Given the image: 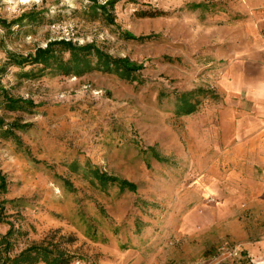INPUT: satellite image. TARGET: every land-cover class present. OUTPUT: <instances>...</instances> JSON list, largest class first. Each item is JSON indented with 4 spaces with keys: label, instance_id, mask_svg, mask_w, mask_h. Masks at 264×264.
<instances>
[{
    "label": "rangeland",
    "instance_id": "1",
    "mask_svg": "<svg viewBox=\"0 0 264 264\" xmlns=\"http://www.w3.org/2000/svg\"><path fill=\"white\" fill-rule=\"evenodd\" d=\"M92 1L105 0H0V66L5 50L25 55L54 40L93 43L144 66L133 80L99 72L40 75L37 66L24 68L36 72L30 77L15 66L0 72L10 96L33 103L10 110L0 96V171L7 180L0 196L1 254L12 227L11 255L35 244L79 264H169L163 260L177 256L179 224L193 211L206 215V207L224 214L215 212L214 223L198 229L203 248L193 255L196 262L174 264L210 263L226 243L242 251L223 264H264V247L256 255L245 248L262 212L231 213L242 200L201 192L209 181V153L224 160L223 140L209 137V117L219 95L214 78L222 50L237 38L244 0H120L114 25L93 13ZM194 3L207 8L191 9ZM153 11L163 13L138 14ZM124 30L157 37L126 40ZM198 88L208 94L192 99L200 101L197 110L177 114V95ZM14 123L28 127L14 129ZM225 142L234 143L231 137ZM91 168L136 184V192L102 186Z\"/></svg>",
    "mask_w": 264,
    "mask_h": 264
},
{
    "label": "crops",
    "instance_id": "2",
    "mask_svg": "<svg viewBox=\"0 0 264 264\" xmlns=\"http://www.w3.org/2000/svg\"><path fill=\"white\" fill-rule=\"evenodd\" d=\"M263 5L264 0H244L237 38L234 42H227L224 46L226 48L223 47V64L214 78L219 95L209 117V137L219 136L223 140L224 160L215 161L214 155L209 153V159L212 158V163H209V181L201 190L204 198L214 196L223 200H242L239 206L230 207V211L242 208L244 213L251 212L256 216L262 212L259 226L254 225L252 230L248 229L250 237L245 248L251 255L258 254L259 247H264ZM230 137L234 143L227 144L225 141ZM205 208L206 215L198 216L196 210L182 220L177 228L181 240L173 250L177 256H167L163 263L196 262L197 258L193 255L195 252L199 255L203 248L196 237L198 229L208 222L210 227L216 219L215 212L223 211ZM258 238L259 241H254ZM148 258L149 263L154 261L153 255ZM130 262H133V258ZM112 263L116 264L117 260Z\"/></svg>",
    "mask_w": 264,
    "mask_h": 264
},
{
    "label": "trees",
    "instance_id": "3",
    "mask_svg": "<svg viewBox=\"0 0 264 264\" xmlns=\"http://www.w3.org/2000/svg\"><path fill=\"white\" fill-rule=\"evenodd\" d=\"M120 0H105L103 3L92 1L89 8L92 9L95 15H98L107 24L114 25V9ZM191 9H205L207 6L203 3H194L190 5ZM99 13V14H98ZM163 12H140V16H159ZM20 21V20H19ZM16 21L14 23H19ZM121 36L126 40L133 41H149L155 39L156 35L135 36L129 31H122ZM7 66H15L20 68L19 75L21 77H30L35 75L32 69L25 71L26 66H37L38 72L41 74L46 71L54 74H59L65 77H82L92 72L103 74H113L121 79L133 80L134 74L143 69V64H138L130 61L128 58L115 57L106 51L102 50L93 43L76 44L66 40H54L48 42L45 47L37 48L34 52L25 55L17 54L5 50V60L0 66V72L4 71ZM208 94L206 90L200 88L190 92L177 95V114H190L197 110L200 105L199 100H194L196 96ZM0 96L5 104V107L10 110H15L21 107L32 106V101H23L10 96L0 83ZM3 120L0 119V125ZM14 129L25 130L28 125L14 123ZM8 135L14 136L13 131H9ZM157 161H162L163 158L155 153ZM90 174L102 186L114 185L122 191L136 192L137 185L124 180L118 176L107 174L97 168H91ZM72 189V188H70ZM7 191V180L5 175L0 171V196ZM4 200H0V221H4L2 213L4 209ZM14 236V230L10 227L4 237L2 243L5 245L6 251L0 249V264H37L42 261L45 264H73L75 261L72 256L66 255L62 251L54 248H48L41 245H30L17 254L11 255L8 251L11 249L10 239Z\"/></svg>",
    "mask_w": 264,
    "mask_h": 264
},
{
    "label": "built area",
    "instance_id": "4",
    "mask_svg": "<svg viewBox=\"0 0 264 264\" xmlns=\"http://www.w3.org/2000/svg\"><path fill=\"white\" fill-rule=\"evenodd\" d=\"M262 11L264 13V5L262 6ZM209 199L207 200V202ZM241 249L238 246L229 245L228 243L224 244L220 249V252L213 257L211 262H205V264H223L224 262L235 260L241 253ZM73 264H79V262H74Z\"/></svg>",
    "mask_w": 264,
    "mask_h": 264
}]
</instances>
